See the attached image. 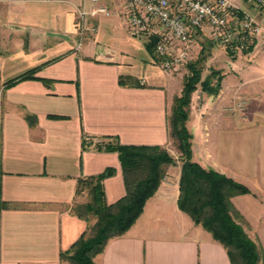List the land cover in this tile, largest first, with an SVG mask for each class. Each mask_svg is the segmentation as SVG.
<instances>
[{
    "label": "crops",
    "instance_id": "0c3cea01",
    "mask_svg": "<svg viewBox=\"0 0 264 264\" xmlns=\"http://www.w3.org/2000/svg\"><path fill=\"white\" fill-rule=\"evenodd\" d=\"M229 1L263 19L245 0ZM85 4L0 0V264H72L71 247L94 223L73 212L90 200L86 191L76 195L78 181L111 168L102 182L106 204L126 194L117 154L96 148L104 137L167 151L172 145L169 118L184 75L160 68L147 51L146 33L130 37L119 0L106 4L109 16H88L86 26L95 31L80 39L76 9ZM201 39L215 44L206 32H196L191 44ZM258 43L264 46V35ZM210 49V59L227 58L222 47ZM33 69V79L4 88ZM221 73L216 96L200 91L198 109L191 96V161L248 190L231 203L264 256V75L253 79L248 93L236 79L227 94L223 80L236 73ZM175 152L138 219L107 241L94 264H231L225 248L179 210Z\"/></svg>",
    "mask_w": 264,
    "mask_h": 264
},
{
    "label": "trees",
    "instance_id": "16d2710c",
    "mask_svg": "<svg viewBox=\"0 0 264 264\" xmlns=\"http://www.w3.org/2000/svg\"><path fill=\"white\" fill-rule=\"evenodd\" d=\"M156 41L157 38L151 37L146 44L150 54H153ZM254 44L253 42L248 46L243 53H250ZM203 61V57L200 56L195 62L187 64L188 74L183 79L180 96L173 102L169 118V135L176 142L181 162L178 208L225 248L231 264L260 262L264 264L262 251L244 232L242 217L231 203L232 197L247 194L248 190L225 176L213 170H205L191 161V134L186 128L191 95L199 86L201 92L216 96L223 79L220 71L211 70L210 74L201 80L200 65ZM34 72V69L30 70L6 82L4 88L33 79ZM212 80L215 81V85H212ZM103 139V144L97 145L96 148L117 154L126 194L116 203L106 204L102 182L114 173L111 168L78 181L76 195L86 191L90 200L82 207H75L73 212L84 220L91 216L94 223L87 226L86 231L71 247L67 259L72 264H94L92 259L103 251L109 239L126 233L140 216L145 202L157 190L164 175V166L175 163L174 159L160 147L127 146L119 144L113 137ZM85 146L84 139L82 149H85Z\"/></svg>",
    "mask_w": 264,
    "mask_h": 264
},
{
    "label": "built area",
    "instance_id": "2783aa9c",
    "mask_svg": "<svg viewBox=\"0 0 264 264\" xmlns=\"http://www.w3.org/2000/svg\"><path fill=\"white\" fill-rule=\"evenodd\" d=\"M96 8L86 12L76 9L79 31H92L86 26L88 16H109L106 6L112 0H81ZM257 14L240 10L229 0H119L121 13L130 37L145 34L157 38L154 56L160 68L167 73L179 69L186 60V49L196 32H206L215 44L234 54L250 46L264 33V0H245ZM80 47V43L77 48ZM175 48H178L175 50Z\"/></svg>",
    "mask_w": 264,
    "mask_h": 264
},
{
    "label": "rangeland",
    "instance_id": "374dc122",
    "mask_svg": "<svg viewBox=\"0 0 264 264\" xmlns=\"http://www.w3.org/2000/svg\"><path fill=\"white\" fill-rule=\"evenodd\" d=\"M85 5L90 6V4L88 2ZM85 5L82 8L86 11L87 7ZM79 34H80V39H83V38H86L87 36H89V35H87V31H83V32L79 31ZM262 35H264V33L258 35L255 38V41H254L255 44L253 46L254 50L252 49V51L250 53H247V54L243 53V51L246 49L242 50L241 52L238 51L234 54H228L229 52L218 44H210V42L208 40H204V39L198 40V42L196 44L193 43L186 49L187 56H186L185 62L183 63V65L179 69H177V71H173V72L175 74L176 73L177 74L178 73L183 74L185 77L188 74V70L186 68L187 64L195 62L200 56H202L204 61L200 65L201 70H202L201 80H203L205 77H207L210 74L211 70L220 71V73L224 70L226 73H229V71L231 69L232 71H234L236 73V75L233 73L227 74L225 76V79L223 80L224 81L223 85H226L225 88H226L227 94L233 92V90H231V91L229 90V85H231L236 79H240L243 83V88L241 91H243L244 93H248V91L252 87L253 79L257 76L264 75V58H263L264 57V46L260 45L259 43H258V45H256L257 40L259 41L261 39ZM213 45H215L216 47H222L223 50H225V52H228V53H225L227 58H225L224 55L219 56L216 54V56L214 55L210 59V56H211L210 55V52H211L210 47ZM176 49H178V48H175V50ZM255 58H257L256 60H258V61L262 59L261 61H263V62H262L261 68L256 67L254 65L253 59H255ZM232 61H235V62L232 63ZM250 63H253V64H250ZM214 79H216V76H214ZM211 83H212V85H215L214 80H212ZM221 84H222V81H221ZM263 87H264V80H263ZM220 89H221V87H220ZM232 89H234V88H232ZM196 91H197V92H195L196 94L192 93L191 96L193 97L196 95L194 106L196 107V109H198V107L201 105V98H200V96H201L200 91L201 90H200L199 86H197ZM241 99L243 101H246V100L249 101L250 97L246 96V95H242ZM191 102H192V100H191ZM195 107H194V109H195ZM171 141H172V145H171V147L169 146V150L168 151L166 149H163V150H165L168 154L173 156L174 154H176L175 151L177 149H176V142L172 138H171ZM242 228L244 230L243 225H242Z\"/></svg>",
    "mask_w": 264,
    "mask_h": 264
}]
</instances>
